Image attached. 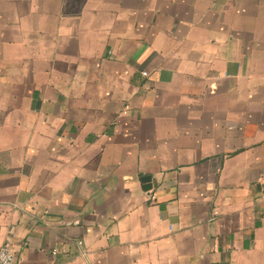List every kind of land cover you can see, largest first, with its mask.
<instances>
[{
  "label": "crops",
  "instance_id": "crops-1",
  "mask_svg": "<svg viewBox=\"0 0 264 264\" xmlns=\"http://www.w3.org/2000/svg\"><path fill=\"white\" fill-rule=\"evenodd\" d=\"M0 244L264 264V0H0Z\"/></svg>",
  "mask_w": 264,
  "mask_h": 264
},
{
  "label": "built area",
  "instance_id": "built-area-1",
  "mask_svg": "<svg viewBox=\"0 0 264 264\" xmlns=\"http://www.w3.org/2000/svg\"><path fill=\"white\" fill-rule=\"evenodd\" d=\"M15 253L9 244H0V264H13Z\"/></svg>",
  "mask_w": 264,
  "mask_h": 264
}]
</instances>
